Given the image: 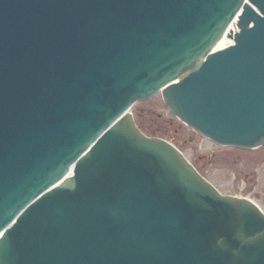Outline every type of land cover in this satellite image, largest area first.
<instances>
[{
  "label": "water",
  "instance_id": "water-1",
  "mask_svg": "<svg viewBox=\"0 0 264 264\" xmlns=\"http://www.w3.org/2000/svg\"><path fill=\"white\" fill-rule=\"evenodd\" d=\"M157 92L264 145V0H0V264H264L259 207L135 124Z\"/></svg>",
  "mask_w": 264,
  "mask_h": 264
},
{
  "label": "rangeland",
  "instance_id": "rangeland-1",
  "mask_svg": "<svg viewBox=\"0 0 264 264\" xmlns=\"http://www.w3.org/2000/svg\"><path fill=\"white\" fill-rule=\"evenodd\" d=\"M130 111L145 134L170 141L222 194L245 196L264 212V146L237 148L210 141L170 114L159 92Z\"/></svg>",
  "mask_w": 264,
  "mask_h": 264
},
{
  "label": "bare ground",
  "instance_id": "bare-ground-1",
  "mask_svg": "<svg viewBox=\"0 0 264 264\" xmlns=\"http://www.w3.org/2000/svg\"><path fill=\"white\" fill-rule=\"evenodd\" d=\"M220 45H221V44L217 45V46H216L215 48H213V49H215V50L218 49Z\"/></svg>",
  "mask_w": 264,
  "mask_h": 264
},
{
  "label": "trees",
  "instance_id": "trees-1",
  "mask_svg": "<svg viewBox=\"0 0 264 264\" xmlns=\"http://www.w3.org/2000/svg\"><path fill=\"white\" fill-rule=\"evenodd\" d=\"M139 126V125H138ZM140 128V127H139Z\"/></svg>",
  "mask_w": 264,
  "mask_h": 264
}]
</instances>
